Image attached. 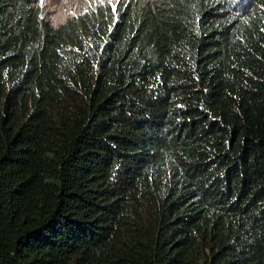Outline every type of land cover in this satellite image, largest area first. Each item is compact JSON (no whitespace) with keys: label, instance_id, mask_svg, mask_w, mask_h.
Returning a JSON list of instances; mask_svg holds the SVG:
<instances>
[{"label":"trees","instance_id":"trees-1","mask_svg":"<svg viewBox=\"0 0 264 264\" xmlns=\"http://www.w3.org/2000/svg\"><path fill=\"white\" fill-rule=\"evenodd\" d=\"M52 1L0 0V264H264V0Z\"/></svg>","mask_w":264,"mask_h":264},{"label":"rangeland","instance_id":"rangeland-1","mask_svg":"<svg viewBox=\"0 0 264 264\" xmlns=\"http://www.w3.org/2000/svg\"><path fill=\"white\" fill-rule=\"evenodd\" d=\"M54 2H57L56 4H54V6H63L64 11H66L67 13L72 12L73 10H71L72 6L74 5V3L76 2V0H53L51 2V4L53 5Z\"/></svg>","mask_w":264,"mask_h":264}]
</instances>
